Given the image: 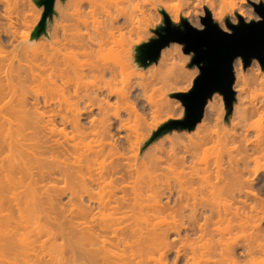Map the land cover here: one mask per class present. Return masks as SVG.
<instances>
[{
  "label": "bare ground",
  "instance_id": "bare-ground-1",
  "mask_svg": "<svg viewBox=\"0 0 264 264\" xmlns=\"http://www.w3.org/2000/svg\"><path fill=\"white\" fill-rule=\"evenodd\" d=\"M152 2L153 0H67L62 5L59 0L56 1L55 9L59 12V18L54 20L51 31L52 54H49V58L47 55L46 60L44 57L53 76V88L51 97H44L42 101L44 107H54L52 116L47 120L41 113H35L36 117L33 113L29 114V109H25L28 103L21 99L18 102V112L15 113L20 117L17 130H8L4 124L0 126L6 129L5 132L0 130V150L6 148L11 153L8 163L0 167V264H152L144 260L147 252L159 254V260H155L154 264H166L176 239L181 241L182 236H185L189 241L193 234L202 238L208 234V228L213 223H225L231 229L251 231V241L242 247L227 245L226 249L223 248L228 256L264 252V200L261 197L264 194V175L258 169L252 170L247 162L250 151H259L264 155V133L257 137L256 146L249 141L248 131L231 124L235 118L244 121L253 112L258 113V109L252 111L245 104L247 79L240 58L234 64L237 71L234 86L237 101L232 118L226 121L225 111L219 106L222 105L221 100L214 96L208 100L204 116L196 127L197 141L184 147L178 144L183 151V157L179 161L184 177L179 182L181 186L178 191L181 190V193H177L178 201L175 199L179 203L177 209H168V203L162 207L164 205L160 204V194L157 191L149 197L155 203L147 208L149 213L144 211L142 204H138L140 192L137 194L135 191V198L132 199L126 195L118 196L115 191L109 192L108 196L92 193L95 190L93 188L98 189L104 184L106 175L127 176L123 179L126 181L134 177L131 176L134 174L132 171L137 172V169H125L127 166L122 167L123 164L121 166L117 161L118 165L113 162L107 172L99 171L95 176L92 167L103 152L95 153L96 156L78 158L74 156L77 153L76 144L69 148L55 138L56 133L63 134L67 130L81 136L88 132L94 136L104 134L111 139L108 142L112 148L110 150H114L117 140L113 131L119 120V114L114 109L120 101L130 102L140 111L143 109L140 105L144 101L150 106L154 119L164 115L167 119H174L170 115L172 108L168 101L153 104L151 96H147L148 91L154 92L157 86L165 83L164 74L155 76L151 81L145 80L144 75L140 76L144 78V82L139 84L140 92L138 89L133 92L119 90L114 83L118 77L125 76L133 68V46L142 42V34L147 37L148 31L143 28L142 23L147 25L146 28L149 27L152 13L149 6ZM87 18L91 19L90 23ZM201 23L204 26L202 19ZM134 38L138 42H134ZM166 49L161 51L159 58L162 66H167L173 60V55ZM104 53L111 56L112 64L98 62L97 57ZM256 61L258 60H252V66L258 71L255 75L258 84L264 73L257 69ZM136 66L141 70L145 67L138 63ZM45 68L44 65L42 70L47 71ZM35 74L38 73L32 71L31 76L26 75L35 80L38 78ZM181 75L184 76L185 72ZM10 78L8 71L0 65V103L13 94L14 87ZM259 86L264 87V80L260 81ZM113 97L116 98L114 103L111 102ZM34 104L39 105L40 100L36 99ZM136 108H132L133 112H137ZM95 112L100 120L93 117ZM26 116L28 119L32 116L30 122ZM86 119L88 122L83 123ZM6 120L9 123V119ZM4 123L6 124L5 121ZM161 123L151 128V132ZM120 125L123 126L122 122ZM26 130L31 132H28L29 136L25 133ZM180 138L182 137L177 136V141ZM214 138L218 141L223 139L230 146L237 145L236 154L239 158L228 151L223 156L215 154L218 158L221 157L216 161L212 157L214 164L207 161L211 164L205 163L204 167L200 164L203 169L196 166L194 160L205 146L214 142ZM162 145L163 143H157L151 146V150L156 152ZM230 146L226 148L229 149ZM58 154L67 155L68 162L54 164L51 160H57ZM154 156L155 153L152 157ZM151 160L152 167L156 169L160 166L157 156ZM193 163L200 169L199 174L195 173L197 178L187 172L192 169L190 165ZM152 172L156 175L155 171ZM61 182L71 185V188L60 190L53 186ZM21 188H24L23 192H18ZM190 188H194L193 191ZM64 195L69 197L68 215L62 204L61 198ZM5 198L9 200L6 207ZM75 201H79L80 205H76ZM12 207L19 214V220L14 224L10 222L11 211L14 210ZM27 207L37 215L42 214L45 225L38 229L35 240L24 242L21 238L33 236L23 215ZM4 212L9 214L2 215ZM168 212H179L182 218L179 222L175 219V222L165 225L160 219L166 213L168 216ZM248 212L255 213L256 216L253 218ZM98 218H101L100 222ZM153 219H159L162 225L158 221L156 225ZM142 224L146 227H142ZM59 241L61 242L58 243ZM182 259L187 260L188 255L178 247L174 251V262Z\"/></svg>",
  "mask_w": 264,
  "mask_h": 264
},
{
  "label": "rangeland",
  "instance_id": "rangeland-1",
  "mask_svg": "<svg viewBox=\"0 0 264 264\" xmlns=\"http://www.w3.org/2000/svg\"><path fill=\"white\" fill-rule=\"evenodd\" d=\"M66 1L67 0H59L62 5H64ZM251 2L258 4L264 3V0H153V2L149 6L150 10L152 11L151 20L148 22L149 27L146 28L147 25L144 22L142 23L143 28L148 31L147 37L142 34L143 37L142 42L140 44L146 43L152 38H157V35L154 31L158 27L164 25V16L162 14V11H165L168 14L171 22L176 26L181 25L182 19H185L191 26L196 27L197 29H203L204 26L201 23V19L205 17V12L206 10H208L212 16L213 21L217 23L219 27L224 31L230 32V29L227 27L226 20H229L232 24H237L239 22V18H243L246 22L259 19V16L255 12ZM43 12L44 7L38 6L35 3V0H0V65L4 68V70L8 71L9 76L12 78L10 79L12 80L14 87L13 94L5 102L0 103V126L4 124V126L8 130L9 128L12 131L17 130L20 117H18L19 115H16L15 113L18 112V102L21 99H25V103H28L26 104L25 109L26 111L27 108L29 109V114L33 113L35 115V113H38L40 115L41 113L43 114V117L47 120L52 116V109L54 107L52 105L49 107H44L42 103L44 97H51L53 88V76L51 75V70L47 68L48 66L46 64V61H44V57L46 60L47 55L49 58L51 56L49 54H52L51 31L54 26V20L56 18H59V12L54 7V13L52 17H50L48 20L46 30L47 35L43 34L38 39L33 38V40H31V35L34 29L39 24ZM87 19L90 23L91 19ZM134 42H138V39L134 38ZM137 46L138 45L133 46L132 70L128 72V74L126 73L125 76L118 77L114 83L116 84L117 88L122 91L133 92L137 89V91H139V86L142 84V81L144 82V78H141L140 76L144 75L145 80L148 79V81H151L155 76L164 74L166 78L165 83L163 85L161 84L157 86L154 92H152L151 90L148 91L147 96H151L153 104H158L162 101H168L171 104L172 108V113L170 115L174 116V119H167L168 117L166 115L154 119V116L152 117L151 115L152 112L150 111V106L144 101L142 102L143 107L140 105V107L143 108V111H140L139 108H136L135 105H132V103L130 102L120 101V103L116 105V108L114 109V111L116 110L119 114V120H117L116 130L113 131V135H115V140H117V144L115 145L117 147H115L114 150H110L112 148L108 145V142L111 141V139L109 138V136H105L104 134L100 136H94L88 132L89 134L87 133L81 136L75 132H72L71 130H67L63 134L56 133L55 138L58 139L61 143L67 145V147L69 148L72 147L71 145L76 144L77 153L74 154V156L78 158L85 157L87 155L96 156L95 153L100 154V151L103 152V155H100L99 157V163L97 161V163H95V166L93 165L94 167H92V171L95 176L100 173L99 171H101L102 173L107 172V169L112 166L111 163L113 162H115V165H118V162H120L121 164L119 165L122 166L123 164L122 167L129 166L125 169H137V172L132 171V173L134 172V174L131 176L134 177H132V179L129 178L126 181L123 179H125L127 176H122V178L121 175L120 177H117L116 175H111V177L106 175L105 182L102 185L103 187H99H102V189L93 188V190H95L92 191V193L95 194L96 192L97 195H99L98 193H100L101 195L108 196L109 192L112 191V193H114L113 191H115L118 196L126 195V197L129 196L130 199H132L135 196V191L137 192V194L138 192H140V197L138 196V198H140L141 202L138 201V204H142V208L146 212L147 208H149L150 205L153 206V204H155L151 201L153 200L152 197L151 200H149V197L155 195V193L153 194V192L157 191L160 194V204L167 205L168 203L171 207L170 208L168 205V209H172V207L177 209L179 204L177 203V199L179 197L178 194L181 193V190L178 191L181 186L179 182H182L184 177V172H182L183 168L181 169L182 166L180 167L181 162L179 161L183 157V151L180 150V146L182 145L184 147L186 145L193 144L197 141L198 134L196 127L201 121L196 125L193 131H188L186 129H174L158 137L152 143L148 145L147 143L153 137V134L157 132L159 128H161L164 124L172 120H182L184 118L185 107L177 98L174 97V94L189 92L192 89L195 78L199 75V69L195 65L191 66V60L193 57L192 53L186 54L183 51V45L179 43H172L169 46L165 47L167 48L166 50L171 52V54L173 55V60L169 62L167 66H162L161 62L158 60V63L142 67L143 69L141 70L139 67L136 66ZM97 60L98 62H103L105 64H112L113 62L111 56H108L106 53H104L103 56L99 55L97 57ZM241 62L242 68L245 71V76L247 79V86L244 96L245 104L250 107L252 111L258 109V113L253 112L247 118H245L244 121L235 118L231 121V124L237 125V127L248 131L249 141L252 142L253 145L257 146V137L260 134L264 133V87L259 86L260 81L262 82L264 80V77H261L257 84V81L255 80V75L258 71L256 70L255 66H252L253 64L251 63L247 68H244L242 59ZM40 63L41 67L43 65L42 69L45 65L48 70H42L40 67ZM234 64L233 68L234 75L236 78L237 71ZM37 65L40 67V70L39 67L37 69ZM256 65H258L257 69L259 68V70H262L264 73V70L261 68V65L258 61H256ZM31 69L33 72L38 73L35 74V76H38V78L35 80H33L34 78H30L32 73ZM29 71H31V73ZM183 72H185L184 76L181 75V73ZM234 86L235 82L233 85V89ZM214 96L218 100H221L223 106L220 104L219 106L224 109V116L226 121L228 122L232 118V114L234 112V104L237 100H235L233 104V110L231 114L227 115V109L223 96L218 93L214 94L213 97ZM36 99L40 100V106L34 104ZM144 100L146 101V99ZM115 101L116 98L113 97L111 99V102L114 103ZM132 108H136L137 112H133ZM28 116H26V119H28ZM93 117L97 120H100V116H98L97 112L94 113ZM30 118L32 119V116L29 117L28 121L31 120ZM6 119H9V123H11L9 124L8 120ZM87 120L88 119L83 120V123H87ZM4 121L6 122V124L4 123ZM121 122L123 126L120 125ZM158 123L161 124L151 132V128H154L155 125H157ZM4 126L0 128V130L3 132H5L6 130ZM3 128L4 130H2ZM29 130H31V126ZM28 132L30 131H27L25 133H27L29 136L30 134ZM177 136H181L182 138L180 139L182 140L179 139V141H177ZM0 141H2V139H0ZM170 141H173V143H171ZM225 142L226 141L223 139L221 141H218L216 138H214V142L205 146L203 150L200 151L198 158L194 160V162L197 163L196 166H200L203 169V164L208 163L209 161L214 164V159L216 161L221 156L225 155V153L228 151H231V153H233L236 158H239V155L236 154L237 145L232 144L233 146H230L227 145ZM157 143H163V145L159 146L156 153L154 149L151 150V146H154ZM178 144L181 145L179 146ZM229 146V149L226 148ZM249 149H251L250 146ZM148 150H151V152H148ZM153 151L155 153V156H157L158 160H160L158 161V163L160 162V166L156 167V169L158 170H156L154 166H151L153 162L152 160L155 158V156L154 158L152 157V155H154ZM209 151L212 153H209ZM218 151L220 153H218ZM215 154H219L221 156L218 158ZM10 155L11 153L6 148L0 150V167L5 166L8 163ZM66 157L68 158L67 155L65 156L62 154H58L57 160L52 159L51 161H54V164L58 165L65 161L68 162ZM208 157H210V159ZM212 157H214V159ZM150 158L153 159L151 160ZM69 159L72 160L71 157ZM149 160H151L152 162H150ZM247 162L252 170L258 169L259 173L264 175L263 154L259 153V151H250L248 152ZM194 164L195 163L190 165L193 170L188 169L187 172H191L193 175H195L196 172H198L197 174H199L200 169L199 167L197 168ZM195 168L197 169V171ZM152 171H155L157 176ZM178 173L180 174L178 175ZM154 176H156L155 179L153 178ZM194 177L197 178L198 176L195 175ZM177 178L178 180H182L178 181ZM255 183L257 184L258 180H256ZM53 186L60 190L71 188V185L65 184L63 182L57 183ZM177 187L179 188L177 189ZM194 187L196 188V186ZM23 189H19L18 192H23ZM190 189H192L193 191L194 188ZM190 189L189 191H187L190 192ZM122 190L124 191V193ZM68 192L69 190L67 191V194ZM170 192H172V194H170ZM167 196H170L171 198L168 197V200ZM103 197L105 198L106 196ZM261 197L264 200V194ZM8 199H4L5 207L8 205ZM61 199L63 207L65 209V214L68 215V209H70L68 201L69 197L64 195ZM172 201L175 202V204L177 205L176 207L174 202ZM75 204L80 205V202L77 201L76 203L75 201ZM166 205L162 207H165ZM12 209L14 208L12 207ZM138 210L139 208L137 209V211ZM24 212V219L27 221L29 232H31V235L33 236L24 237L21 238V240L24 242H29L32 241L37 235L38 229L42 228L45 225V221L43 219L42 214H35L29 209V207H27ZM258 212H261L260 209H258ZM5 213L7 215L9 214V212H4L2 215H4ZM147 213L149 212L147 211ZM11 214L12 215L10 222L14 224L17 220H19V214L16 209L12 210ZM173 214L170 213L167 216L166 213L161 216V219L159 218L161 221L159 219H153L154 222L152 220L151 223L153 222L157 225V221H160L161 223L166 225L175 221L179 222L182 218V216H180V213L173 212ZM258 214L259 216H261L260 213ZM249 215H251L253 218L256 216L255 213H249ZM100 219L101 218H98V222H100ZM160 222L159 224H161ZM148 223L150 224V221H148ZM141 226L146 227L144 224H142ZM208 231V234L202 238L198 237V234H193L191 236L192 239H190L189 241H187V238H185V236H182L183 240L181 241L176 239V243L174 242L173 251H171V253H169L167 256L168 258L166 264H264V252L243 256L238 254V256L235 255L234 257L228 256L226 254L227 252L223 250V248L226 249L225 247L227 245H240L242 247L243 244H246L251 241V231L249 229H231V227H229L225 223H213L208 228ZM1 239L3 240V238ZM60 242L61 241H59L58 243ZM178 247L182 249L185 253H187V260L182 259L178 262H174V251L177 250ZM144 260L154 264L158 262L159 254H152L147 252V254H145L144 256ZM155 260L157 261L155 262Z\"/></svg>",
  "mask_w": 264,
  "mask_h": 264
},
{
  "label": "water",
  "instance_id": "water-1",
  "mask_svg": "<svg viewBox=\"0 0 264 264\" xmlns=\"http://www.w3.org/2000/svg\"><path fill=\"white\" fill-rule=\"evenodd\" d=\"M35 3L43 6L44 12L31 40L38 39L43 34L47 35L48 20L54 13L56 0H35ZM251 4L259 19L246 22L239 18L237 24L226 20L230 32L221 29L208 10L202 18L203 29L191 26L185 19H182L181 25L176 26L168 14L162 11L164 25L154 31L157 38L136 47V62L142 66L158 63L165 47L171 43H179L183 45L186 54H193L191 66L198 67L199 75L189 92L174 94L185 107L184 118L164 124L153 134L147 145L174 129L193 131L203 117L208 100L216 93L223 96L227 115H230L236 100L233 64L237 58L242 59L244 68L253 59H257L264 70V3Z\"/></svg>",
  "mask_w": 264,
  "mask_h": 264
}]
</instances>
